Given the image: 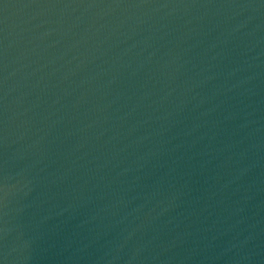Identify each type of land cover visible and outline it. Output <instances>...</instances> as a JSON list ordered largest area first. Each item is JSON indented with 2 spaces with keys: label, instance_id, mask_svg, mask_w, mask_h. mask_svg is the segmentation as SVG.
Wrapping results in <instances>:
<instances>
[{
  "label": "water",
  "instance_id": "95a60500",
  "mask_svg": "<svg viewBox=\"0 0 264 264\" xmlns=\"http://www.w3.org/2000/svg\"><path fill=\"white\" fill-rule=\"evenodd\" d=\"M0 264H264V0H0Z\"/></svg>",
  "mask_w": 264,
  "mask_h": 264
}]
</instances>
